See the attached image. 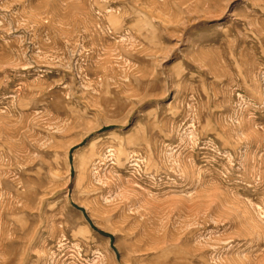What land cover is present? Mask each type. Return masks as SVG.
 <instances>
[{
  "label": "rangeland",
  "instance_id": "374dc122",
  "mask_svg": "<svg viewBox=\"0 0 264 264\" xmlns=\"http://www.w3.org/2000/svg\"><path fill=\"white\" fill-rule=\"evenodd\" d=\"M0 264H264V0H0Z\"/></svg>",
  "mask_w": 264,
  "mask_h": 264
}]
</instances>
